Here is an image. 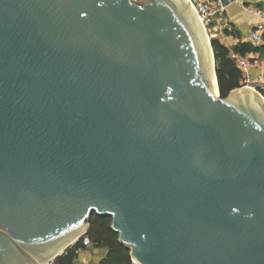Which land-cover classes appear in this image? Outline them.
Masks as SVG:
<instances>
[{
  "label": "water",
  "instance_id": "water-1",
  "mask_svg": "<svg viewBox=\"0 0 264 264\" xmlns=\"http://www.w3.org/2000/svg\"><path fill=\"white\" fill-rule=\"evenodd\" d=\"M209 44L187 0H0V264L94 214L137 264H264V96Z\"/></svg>",
  "mask_w": 264,
  "mask_h": 264
},
{
  "label": "trees",
  "instance_id": "trees-1",
  "mask_svg": "<svg viewBox=\"0 0 264 264\" xmlns=\"http://www.w3.org/2000/svg\"><path fill=\"white\" fill-rule=\"evenodd\" d=\"M212 47L215 54L220 93L222 97H227L233 89L244 85L242 72L230 57L228 47L219 39H212ZM260 49L264 51V45L257 47L248 42L240 43L234 48L235 51L243 55ZM261 92L264 94V90ZM86 234L91 238L93 245L97 249H107V254L100 264H134L130 256V250L120 243L119 234L111 228V217L94 214ZM86 249L80 239L77 244L61 255L54 264H75L79 252Z\"/></svg>",
  "mask_w": 264,
  "mask_h": 264
},
{
  "label": "crops",
  "instance_id": "crops-1",
  "mask_svg": "<svg viewBox=\"0 0 264 264\" xmlns=\"http://www.w3.org/2000/svg\"><path fill=\"white\" fill-rule=\"evenodd\" d=\"M242 2L247 7H264V0H242ZM226 14L232 20L233 28L228 29L224 27V25L219 22V19L213 20L212 27L213 31L216 33L213 39H219L228 47L230 52L234 51V48L240 43H251L249 36L254 29L261 27L264 33V20L251 14L241 3H230V5L226 7ZM245 55L250 58L252 63V82L263 87L264 90V51L260 49Z\"/></svg>",
  "mask_w": 264,
  "mask_h": 264
},
{
  "label": "built area",
  "instance_id": "built-area-1",
  "mask_svg": "<svg viewBox=\"0 0 264 264\" xmlns=\"http://www.w3.org/2000/svg\"><path fill=\"white\" fill-rule=\"evenodd\" d=\"M192 2H197L196 0H191ZM230 2H238L241 3L245 8H247L251 14L260 17L264 20V7H257V6H251L247 7L242 0H230ZM197 12L200 15L202 22L204 26L211 25L213 20L219 19V22H221L224 27L228 29H232V20L230 17L226 14V7L223 6L222 2L220 0H202L197 4ZM210 28V27H209ZM211 29V28H210ZM250 42L254 46H262L264 44L263 39V30L260 28L254 29L249 36ZM230 57L235 61L237 67L242 72V81L244 83V86L251 87L254 89H258L259 91L263 90L261 86L254 84L252 82L251 78V67L252 63L250 58H248L246 55H243L237 51H231ZM260 91V92H261ZM83 247L87 248L91 245L92 241L91 238L84 234L81 238ZM77 244V243H76Z\"/></svg>",
  "mask_w": 264,
  "mask_h": 264
},
{
  "label": "rangeland",
  "instance_id": "rangeland-1",
  "mask_svg": "<svg viewBox=\"0 0 264 264\" xmlns=\"http://www.w3.org/2000/svg\"><path fill=\"white\" fill-rule=\"evenodd\" d=\"M140 1V0H139ZM197 2H193L195 7H196V10H197V4L202 1V0H196ZM197 12V11H196ZM198 14V13H197ZM211 29H210V28ZM206 30H207V34L209 36V38L212 40L213 39V36L214 34H216L214 31H213V27H212V24L211 25H206ZM243 87H246V86H242L240 88H243ZM263 89V88H262ZM257 92H260L258 89H255ZM263 96L264 94L262 92H260ZM107 254V249L106 248H100V249H97L93 243H91V245L89 247H87L86 250H83V251H80L79 252V256L78 258L75 260V264H100L101 260L106 256ZM134 264H137L133 261ZM54 264V263H53Z\"/></svg>",
  "mask_w": 264,
  "mask_h": 264
},
{
  "label": "bare ground",
  "instance_id": "bare-ground-1",
  "mask_svg": "<svg viewBox=\"0 0 264 264\" xmlns=\"http://www.w3.org/2000/svg\"><path fill=\"white\" fill-rule=\"evenodd\" d=\"M187 1L191 4V6L193 7L194 11L196 12L197 10H196V7H195L194 3H193L191 0H187ZM197 13H198V12H196V14H197ZM197 16H198V19H199V21H200V23H201V25H202V28H203V30H204V32H205V36H206V40H207V44H208L209 51H210V55H211V60L213 61L212 52H211V45L209 44V36H208V34H207V30H206V28H205V26H204V24H203V22H202V19H201L200 15L197 14ZM212 66H213V63H212Z\"/></svg>",
  "mask_w": 264,
  "mask_h": 264
}]
</instances>
